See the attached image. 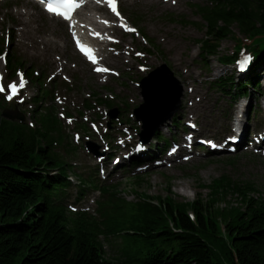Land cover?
I'll use <instances>...</instances> for the list:
<instances>
[{
  "label": "trees",
  "instance_id": "16d2710c",
  "mask_svg": "<svg viewBox=\"0 0 264 264\" xmlns=\"http://www.w3.org/2000/svg\"><path fill=\"white\" fill-rule=\"evenodd\" d=\"M206 12L201 39L206 56L217 55L220 43L236 34L262 36L264 41V0H224ZM260 65L264 67V60ZM254 75L237 82L228 74L222 85L246 90V82L254 85ZM47 116L40 118L35 132L0 116V264H264V201L252 195L251 184L224 178L209 187L205 198H158L159 206L143 201L121 209L111 219L126 231L121 260L105 256L84 217L49 206L40 194L65 183L62 175L39 173L43 164H63L50 156L60 125L52 113ZM229 193L238 197L237 203L220 207ZM167 217L180 232L169 228Z\"/></svg>",
  "mask_w": 264,
  "mask_h": 264
},
{
  "label": "rangeland",
  "instance_id": "374dc122",
  "mask_svg": "<svg viewBox=\"0 0 264 264\" xmlns=\"http://www.w3.org/2000/svg\"><path fill=\"white\" fill-rule=\"evenodd\" d=\"M136 6L137 7L135 8H126V10L128 11V16L130 18L133 17V13L139 14V26L141 28H148L150 32L153 31L157 35L159 34L158 31L162 32L167 39L174 42L176 45L170 51L171 53L174 52L173 55L178 56L182 53L186 55V60L188 61L197 58L200 48L197 45L196 40L204 35V30L201 27L200 29L197 28V25L194 24L181 25L172 19H168V17L171 12H174V14L178 15V17L185 16L192 20H198L199 16L190 12V9L189 11H185L184 4L180 7L172 9H159L156 5L151 4L149 1H144ZM30 9H33L35 14L32 15L31 21L28 22L29 27L32 29V27L37 25V29L28 31L31 35H33L36 31L34 33V39H32L31 35L25 34L24 31L26 28H23L22 32L25 44H23L22 41L13 40L11 51L19 54V56L27 63L25 66H28L29 63L33 62L36 70H42L46 62H48L51 57L56 60L59 56H61V58H66L69 64L78 61L80 57L77 53H75L70 43L66 44L65 47H61L60 42H58L57 46H55L54 43L50 41L47 45V55H40V52H42V44L35 39L41 38L45 41L44 37H48L51 40V36L54 35L51 28L54 27L57 29L58 26H60L62 32L60 34L56 32V36H58L62 44H65V39L68 38V35L62 22L47 18L45 13L41 10H36L35 6ZM25 23L27 22L24 20V16L19 14L18 7H12L10 9L0 5V31L9 26L14 28L13 31L16 32L15 35L18 37L19 30H17V28H20L21 25L25 26ZM234 43L235 39L233 38L224 40L219 49L220 54L229 53ZM64 48H67L70 53H67L66 50L64 55L62 51ZM208 62L209 65L205 68V70L208 71V75L210 74L212 77H216L222 72L223 66L215 57L209 58ZM80 66L81 65L78 64L77 69H71L70 66L67 67L72 76L76 78L79 87H81L84 91L85 84L98 87L93 80L89 83L91 81L90 77H93V75L89 74L86 76L85 69H80ZM53 68H55V65L51 67V69ZM208 75L207 73L205 74V72L202 74L203 77ZM262 77H264L263 71L261 72V78ZM116 82L118 85L119 83L117 80ZM254 95H257L256 92ZM214 96L218 97V101L221 104V93L218 90L214 91ZM225 101L226 98L222 101L223 104ZM233 162L234 163L232 164L231 162H228L224 156L218 155L209 159L200 158L190 165H186L187 168L185 170L168 169L156 171L145 177L146 181L144 182V187H141L139 191L145 190L150 194H165V183L167 179H170V183L172 185V197L174 199L193 200L197 192L201 191L203 196L206 194V189L202 190L197 186V178H199L203 184H208L213 178L218 177L221 174H228L235 177V179L241 178L254 181L258 186L260 195L264 197V163H262L260 159H256L243 152H241ZM121 181L123 182L124 178H122ZM121 187L128 199L135 198V192L129 190V186L127 184H123ZM180 191H183L184 193H181Z\"/></svg>",
  "mask_w": 264,
  "mask_h": 264
},
{
  "label": "snow or ice",
  "instance_id": "6c2138e0",
  "mask_svg": "<svg viewBox=\"0 0 264 264\" xmlns=\"http://www.w3.org/2000/svg\"><path fill=\"white\" fill-rule=\"evenodd\" d=\"M43 2V0H42ZM173 2H175V0H173ZM108 4L109 6L112 8V10L114 12H116V4H115V0H108ZM78 6L75 3V0H59V3L54 4L52 2V0H49L48 4H47V8L50 12H54L58 15H63L65 19L70 18L71 15V11L74 7ZM117 15H119V13L117 12ZM132 31H135V29H132ZM78 46H80L82 49H86V46L79 44V41L77 42ZM89 51V54L91 55V50L87 49ZM93 60H95L94 57H91ZM97 71H108L109 69H104V68H98L96 69ZM11 89H12V95H15L17 88L16 85H10ZM0 91H3V87L0 86ZM12 95H9L7 98L8 99H12ZM71 122V121H69Z\"/></svg>",
  "mask_w": 264,
  "mask_h": 264
},
{
  "label": "bare ground",
  "instance_id": "6f19581e",
  "mask_svg": "<svg viewBox=\"0 0 264 264\" xmlns=\"http://www.w3.org/2000/svg\"><path fill=\"white\" fill-rule=\"evenodd\" d=\"M53 18V17H52ZM59 20V19H58ZM52 23V22H51ZM239 67H240V70H241V66L240 65H238ZM238 67V68H239ZM264 80V77H262V81ZM262 84L264 85V82H262ZM187 98H191L190 96H187ZM238 108H236V110H237ZM45 109H43L42 111H44ZM224 174H221L220 176H223ZM220 176H218V177H215V178H213L210 182H209V184L208 185H200V183L197 181V186L200 188V189H206V194H208V192H209V188L207 189V187H210L211 185H214V184H216V183H218V182H220V180H218V178L220 177ZM166 187H170V188H172V185H171V183L170 182H166L165 183V188ZM181 193H184L183 191H180ZM197 195H203L202 194V192L200 191V192H197L196 193ZM205 194V195H206ZM183 200V199H182ZM190 201V200H189ZM226 205H228V204H224V206H226Z\"/></svg>",
  "mask_w": 264,
  "mask_h": 264
}]
</instances>
